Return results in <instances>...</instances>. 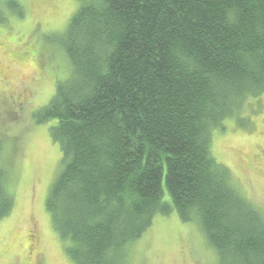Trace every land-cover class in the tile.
Masks as SVG:
<instances>
[{"label": "trees", "instance_id": "16d2710c", "mask_svg": "<svg viewBox=\"0 0 264 264\" xmlns=\"http://www.w3.org/2000/svg\"><path fill=\"white\" fill-rule=\"evenodd\" d=\"M76 1L59 42L70 73L33 114L54 122L60 171L44 206L66 257L126 264L153 217L174 211L219 264H264V215L211 139L264 94V0ZM3 178L0 219L15 204Z\"/></svg>", "mask_w": 264, "mask_h": 264}, {"label": "rangeland", "instance_id": "374dc122", "mask_svg": "<svg viewBox=\"0 0 264 264\" xmlns=\"http://www.w3.org/2000/svg\"><path fill=\"white\" fill-rule=\"evenodd\" d=\"M77 8L76 0H0V168L15 201L0 219V264H72L44 206L60 171L54 122L37 124L33 114L70 73L59 42ZM238 118L211 131L212 154L264 215V94L247 99ZM162 189L168 201L164 181ZM128 246L126 264H219L197 222L174 211L155 215Z\"/></svg>", "mask_w": 264, "mask_h": 264}]
</instances>
